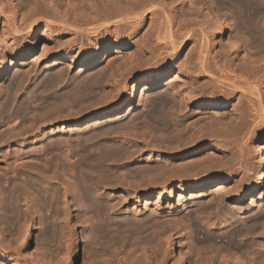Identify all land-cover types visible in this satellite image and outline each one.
I'll return each mask as SVG.
<instances>
[{"label":"bare ground","instance_id":"6f19581e","mask_svg":"<svg viewBox=\"0 0 264 264\" xmlns=\"http://www.w3.org/2000/svg\"><path fill=\"white\" fill-rule=\"evenodd\" d=\"M42 28L44 32H40ZM224 37L228 38L225 42ZM41 40L48 42L42 54L47 60L69 62L70 67L78 64L83 70L104 62L114 72L106 76L105 67L89 77L75 75L62 81L65 71L60 66L58 72L30 84L33 69L27 65L20 73L14 68L26 64L23 59L34 54ZM252 47L264 52V0H0V76L8 70L14 73V80L0 89V264H75L80 228L85 230L82 249L87 264H168L163 245L168 239L174 249V234L173 229L169 227L167 232L163 226L168 225L166 221L176 226L178 217L167 214L162 199L172 198L178 188L183 195L192 181H198L193 184V193L207 201L186 198L185 209L189 208L193 218H206L207 224L219 230L206 236L210 244L226 239L228 249L235 251L259 244L255 236L252 240L248 236L258 222L264 223L263 206L246 212L240 203L248 195L263 194L262 148L258 149L259 169L253 167L257 173L253 171L252 177L247 166L236 167L245 161L249 143L238 146L243 150L238 151V157L224 159L249 125L251 132L264 124V66L259 64L264 62V53L253 57ZM131 48L130 72H148L149 80L141 93L149 103L137 117H155L158 127L167 132L152 130L159 132L154 137L146 128L141 137L136 131L141 139H161L154 143L145 140L141 149L129 152L111 139L120 126L112 124L84 138L81 134L86 133L79 127L87 123L97 129L102 122L131 115L138 90L136 86L125 88L127 98H119L116 91L121 90L123 66L116 65L115 55ZM183 50L187 51L182 55ZM180 55L183 60L176 63ZM104 78L106 96L92 102L106 110L83 120L87 113L84 97L96 94ZM23 85L29 86L23 91ZM160 86L175 96H155ZM44 91L50 94L43 97L47 103L40 112L41 108H32L29 100H39ZM24 93L25 99L21 97ZM73 104L77 108H71ZM81 107L84 110H79ZM228 108L234 112L230 120H207L209 112ZM60 122L62 128L70 122L77 126L74 137L83 147L79 157L76 155V164L60 163L61 158L70 157L69 150L62 149L69 143L66 139L50 141L56 133L42 134L43 128ZM39 138L45 143L35 149L18 148ZM200 149H213L216 157L174 165L185 151ZM34 157L43 160L33 161ZM137 159H147L148 163L126 170L127 163ZM208 191L216 192L218 198ZM144 197L151 202L157 199L156 215L142 208ZM131 204L136 206L134 211ZM74 218L77 221L73 223ZM224 218L229 223L218 226ZM151 232L154 243L150 242ZM238 239L242 242L236 243ZM34 240L41 246L32 253L28 248ZM187 241L189 251H181L173 264L194 260L195 243L190 236ZM54 244L56 249H52ZM255 254L253 262L258 258ZM226 255L219 261L217 255L212 259L219 264H247ZM199 259L194 263L210 264Z\"/></svg>","mask_w":264,"mask_h":264},{"label":"rangeland","instance_id":"374dc122","mask_svg":"<svg viewBox=\"0 0 264 264\" xmlns=\"http://www.w3.org/2000/svg\"><path fill=\"white\" fill-rule=\"evenodd\" d=\"M64 8H66V7H63L62 10H64ZM76 8H77L76 9L77 11L80 9V7L79 8L76 7ZM227 13L229 14V12H227ZM41 31L44 32V28H42L40 30V32ZM104 33H105V31L102 32V34H104ZM140 37H141V35L138 36V39H140ZM227 39H228L227 37L226 38L224 37V42H225V40L227 41ZM85 43L87 45V42H85ZM47 44H48V42H46V40H41L38 43V46L36 47V50H35L34 54L32 56H28L27 58L23 59L24 62H26V64H23L21 66H15V68H14L16 72L18 71L20 73H22V72L24 73L26 71L27 65H29L30 68L33 69L32 70L33 71L32 72L33 74L31 75L30 84H34L35 82L39 81V79H40L39 77L42 78L44 75H46V74H48L50 72H53V73L58 72L57 70L60 69V66H61V68L63 66V68H64L63 71H65L64 72L65 74L62 77L63 79H61L62 81L63 80L65 81V80L69 79V76H70V78L75 77V75L76 76L79 75V76H81V78H83V77H89L92 74H96V73L98 74L105 67H106V74H105L106 76H109V74H112L114 72L111 69L107 68L106 63H104V62L99 63L97 66H95L93 68H89V69H85V70H83V67L79 66L78 64H73L72 67H70L69 66V62H65V64L64 63L63 64L54 63L55 61L47 60V59H45L42 56V54L44 55V46H46ZM252 48H251V50L255 52V53L254 52L251 53V55L253 57L260 58L261 55L263 56V53L264 52H259V51H257L258 50L257 49L256 51L258 53H256L255 48L254 47H252ZM186 51L187 50H185V51L183 50L182 55L184 53H186ZM40 55L42 57L39 58ZM115 55L118 57V60H117L116 63L119 62L116 65L118 66V65L121 64L123 66L122 67L123 69L121 68L122 71L120 70V72L123 73V76H120V74H121L120 72L116 75L118 77L120 76V79H121V82H120L121 83L120 84L121 85V90L118 91V92L116 91V93L119 94V98H121V100H125L127 98V94H124L123 93L124 92V89L125 88H127V89L128 88H132V87L136 86L137 87V90H138V98H137V100L135 102L134 109L132 110V113H131L130 116L125 117V118L123 117V118L115 119V120H113L110 123L109 122H102V123L99 124V126L97 127V129H95L93 126H87L88 125L87 123L84 124L82 127H79V128L82 129V130H84L86 134H83V135L81 134V136L84 138L85 135H87L89 133H92L93 134V132L95 131L94 132V134H95V133L99 132L102 129H106L108 126L109 127H112L111 125L112 124H115L117 126H120L115 131H113V133H111V137H113L111 139H112V141L115 144L121 145V146L125 147L128 151H129V149H130V151L135 150L138 147H139V149H141L140 147L143 145V143H144L143 141H145V140L146 141L147 140H150V141H153V140L156 141V140H158L159 141V139H161V138H159V139L158 138H155V139L154 138H146V139H143L142 138L141 139V137H143V132H144V130L146 128L151 129V134L154 135V137H157L156 136L157 133L154 134L155 133L154 131L156 129L159 128L157 130L159 132H160V130H163L161 128V126L158 127L160 124L158 123V120L155 117L154 118L152 117L150 119L145 118V117H141V118H138L137 117L144 110V106L149 103V102H147L148 100H145L144 99V98H146V96L145 95H141L143 88L145 87V85L147 83H149L148 82L149 81L148 80V75H147L148 72H145V71H140L139 73L138 72L137 73L136 72H133V73L130 72V70H131L130 68H132V66L129 64V61L132 60L133 57H134V48L123 50V52L116 53ZM182 55H180V57L178 56V58L175 61L176 63H179V62H181L183 60L182 59ZM23 60H19V61L22 62ZM259 64H261L262 66H264V62L259 61ZM117 66H114V68L117 67ZM129 66H131V67H129ZM118 67H120V66H118ZM151 68H153V66ZM262 69H263L262 70L263 72H261V73H264V68H262ZM125 76H128V77H125ZM13 78H14V73H12L11 70H8L6 73H4L2 76H0V89L2 87L6 86V85H9L14 80ZM104 80H105V82H104ZM106 81H107V78H104L103 79V82L104 83L102 84V82H101V84H100L101 87L98 89V91L96 92V94L95 93L94 94H90V95H92L91 96V99L92 100L89 99L90 97L88 98V96H90V95H87V96L84 97V100H85L84 103L86 105V107L84 105V108L87 109V113L88 114L86 113V115L83 118V120H87L91 116L96 115L99 112L106 110V109H103V108H105V107H103L104 105L98 107V105H99L98 103H97L98 105H95L94 104L95 102H92V101H96V102L99 101L100 102L101 100L104 99V97L106 96L105 94H103L106 91V89H104V85H105ZM178 84H179V81L177 80V82L175 83V85H176L177 88H179V85ZM28 86L29 85H26L24 87V85H23L22 87H24V88H22V90L24 91L25 88H27ZM263 86H264V84H263ZM44 92H46V91H44ZM44 92L41 93L42 96L40 95V98L42 99L41 101H40V98H38L39 100H36V101H39L37 103L33 99H31L33 101L29 100V103L32 105V108H34L36 110L37 109L40 110V108H41L40 112L45 109V108L44 109H42V108L44 107L45 103H47L45 101V99L47 98L46 96H48L50 94V92H48V91L46 93H44ZM165 93L173 94L172 96H175V94L169 88H167L166 86L165 87L164 86H160L157 89V93H156L155 96H160V95H163ZM24 96L26 98V94L25 93L22 94L21 97L24 98ZM150 99L153 100V99H155V97L154 98L151 97ZM93 104H94V106H93ZM71 106H72L71 108H77V105H75V104H73ZM82 106H83V104H82ZM84 108L81 107L79 110H82V109L84 110ZM64 111H66V109ZM209 114H211V115L209 116V118L207 120H211V119L213 120V119L216 118V119H219V120H222V121H228V120H230L233 117L234 112L228 108V109H224V110L219 111V112H212L211 111L207 115H209ZM55 115H53V116H55ZM142 120H144V121H142ZM27 122H26V124H28ZM142 124L144 126L143 129H142ZM67 125L68 126H66V128H62L63 127V124H62V122H60V123H58L56 125L51 124V125L47 126L46 128H43V130H42V134H47V133H52V132H54V134L56 133L55 135L50 136V138L48 139L50 141H56L57 140V137H59L60 139L61 138L62 139H66V141L70 143V144L69 143H66V145H63L62 146V149L65 146V148H64L65 150L63 149L64 152H67L69 150V153L68 154L70 155V157L68 158V160L65 159V158H61L60 159L61 160L60 163L64 164L63 166H68V165L73 164L74 161H76V158H77V161H79V158L78 157L80 155V150H82V147H83L82 144L77 141V138L74 137L76 134H78L77 133V128H76L77 126L73 122H70ZM249 126L246 128L247 130H245V131L243 130L244 132L240 136H238V140H237V142H235L236 145H234L233 147L231 146L232 148L230 150H227V153L228 154L225 155L226 157L224 159H226V160L229 159L231 161V159L234 158L236 155L239 156V154H238L239 152L238 151H243L242 148H241L242 147L241 145L242 144H246V143L248 144L249 143L248 146H247L246 151H244L245 152V154H244L245 155V161L243 163L240 162L242 164H240V163H237L236 164V162L239 159L238 158H235L237 161H235L234 165L236 164V167H239L240 165H242L243 167L244 166H247V168L250 170V171H247V172H249L251 174V177H252L253 176V171L254 170H257L258 171V169H259V167H258V160H259L258 149L261 147L263 149V150L261 149V151H263V153H264V124L261 125L260 127H257L255 130H253L251 132H248ZM125 127H127V128H125ZM253 128H254V126L252 127V125H251V128L250 129H253ZM63 129H65V131ZM132 130H133V133H132ZM152 130H153L154 133L152 132ZM115 132H117V133H115ZM135 132H136V134H138L141 137L138 138L137 137L138 135L134 134ZM159 132H158L157 135H159ZM164 132H167V131H164ZM112 134H114V135H112ZM134 135H136V136H134ZM241 138H244V139H241ZM154 141H153V143H154ZM184 142L185 141L183 140V143ZM43 143H45V141L39 138L37 141H33V142H32V140H30L29 144H27V146H25V147L19 146L18 148L20 150H22V148L23 149L29 148V150H31V149H35L37 146L39 147L40 145H43ZM173 143H175V142H173ZM238 146H241V147L239 148ZM91 147L93 148V146H91ZM72 151H74V152H72ZM71 152L73 154L74 153H76V154H74V156H72V153ZM185 152L181 154L182 156L180 155V158L178 160H176V162H175L176 164L174 163V165H181V164L183 165V163L191 162V161H198V160L200 162V160L202 161V159L203 160L206 159V161H210L211 158L213 159L214 156L216 157V155L214 154L213 149H200L199 151H194V150H190L189 151L188 150V151H185ZM233 152H235V154ZM231 154H232L233 157L231 156ZM76 155L78 157H76ZM145 155H147V154H145ZM238 156H236V157H238ZM36 158L37 157H34L32 160L33 161H36V160L42 161L43 160L41 158H37V159ZM34 159H36V160H34ZM77 161L75 162V164L78 163ZM29 163H31V162H29ZM147 163H148L147 159L146 160H143V161L137 159V160H135L133 162L127 163L126 170L127 169L128 170H131V169H134L135 170V169L138 168V164L139 165L140 164H143V165L145 164L146 165ZM245 163H246V165H245ZM255 165H257V166H255ZM253 167H254V170H253ZM251 171H252V173H251ZM257 171H254V174L257 173ZM254 179H255V176H254ZM134 181H137L136 177L134 178ZM195 183H198V181L197 182L196 181L189 182L187 184V186H186V190H185V193L183 195H180V191H181L180 189L181 188H178L176 190V192L174 193V195L172 196V198H169V199L166 198V200H165V198L162 199L163 200V205H164V207L166 209L167 214H169L171 216H173L172 214H175L178 217V220L175 223L176 226H174V223L172 225V222L171 221H170L171 223L169 221H166L165 222V223H167L170 226H168V225L167 226H163L164 229L167 228L166 229L167 232H170L169 231L170 228L173 229V230L175 229V231L172 230V232L174 234V236H172V238H173V242H174L175 248L173 249L172 247H170V244L168 243L169 242L168 239H167L168 241L166 240L167 243L165 242V244L163 245V250H164V252H166L167 257H168V264H173L174 261H176L175 259H177L180 256V252L181 251H182L183 254H185V253H187L189 251V248L190 247H188V246H190V244H186L188 242L187 239H188L189 236L192 238V241L195 243L194 245H195L196 251L194 252L195 253L193 255L194 260H192V263H191V261L187 260L186 261V264H195L194 262H196V261L199 262L198 261V257L200 259H203L202 260L203 262L206 261V262H210V264H219L218 261L222 259L223 254L224 255H226V254L228 255V253H229L230 256H227L226 255L227 257H231L232 256L233 258H231V259H234V260H236L235 258H237V259L241 258L242 260H246L247 264H248V261L249 260L252 261V258L254 257V254L256 253L255 255L258 258H256V261H254V262H257V264H258V262H259V264H264L263 263L264 262V233H263V231H264V227L263 226L264 225L263 224L264 223L262 222V220H261V222L263 224H261V222H258L257 223L258 225L256 224L257 228L255 226V228H256L255 230L256 231L255 230L254 231H255V233H258V234H254V231H253L252 234H250L252 236H250V235L248 236V239L249 240H252L254 238L255 239L256 238L259 239V242H258V240H255V241H257L260 245L257 244L255 247H251V246L250 247H247V249L249 248L247 252H246L247 249H245V248L244 249H241V251H240V249H237L235 251L234 248H231V249L229 248L228 249V247H227V244L228 243H227L226 239L224 241H218L219 240L218 239L217 242H215V244H210L211 242H208L206 240V236L209 235L210 232L213 233V234H215V233H218L219 230L218 229H215V228H212V226H210L209 224H207L206 223L207 222V219L206 218H201V217H198L197 215H194V218H193V215L189 214V208L188 209H185L186 207H188V206H186V201H187L186 198H188L191 201L194 200V201H197V202L200 199L199 202H201V203H204V201L205 202L207 201L206 197L201 198L200 196H197L196 195L198 193H195V192L193 193V187H195L193 184H195ZM191 185H192V187H191ZM5 187L7 188V186H5ZM208 193L212 197H215V198H218V196H219L216 192L208 191ZM262 195H264V190H263V194L259 192V193H256L255 196L248 195L247 198L244 199V201L241 202L240 204H242V205L245 206L244 209L246 210V212H248V211H250V210H252L254 208H257L258 206H263V210H262L261 213H264V197H262ZM222 198H224V197H222ZM155 201L157 202V199H154L151 202L149 200H146V198L144 197V198L141 199V203L142 204H140V205L142 206L143 209L147 207V209L149 210V213L148 214L156 215L157 214V210H156L157 203ZM223 203L226 204L227 202L224 201ZM230 204L231 205H234L233 203H230ZM130 207H132L131 209L133 211L136 209L135 204H131ZM75 221H77L76 218H74L72 220L73 223ZM178 221H180V225L178 224ZM263 221H264V219H263ZM225 222L226 223H229L228 218L221 219L220 220V223L218 222V224L217 223L216 224L219 226L221 223H225ZM181 223H182V225H181ZM212 223L213 222H210V224H212ZM171 225L173 227H177L178 225L179 226L177 228H172ZM181 226H182V229H181ZM214 230H216L217 232L214 231ZM84 232H85V230L83 231L81 228L79 229V231H77V233L80 234L79 236L81 238L80 239L81 241L80 242H76L77 247H76L75 258H76L77 261L75 262V264H87V260H86L87 254H84L83 253V249H82L83 246H84V244H86L85 243L86 242V239L83 236L85 234ZM25 233L26 232L24 231V234ZM260 233H261V236H260ZM151 236H152V232H151V234L149 236L150 237V242L152 243L155 240L153 238H152L153 239L152 240L151 239ZM252 237H254V238H252ZM150 242L149 241L147 242L148 247H150ZM240 242H242V241H240V239L236 240V243H240ZM40 246L41 245H38L37 242L34 240V241H32L30 243V246H29L28 250L30 252H32V253H35L34 251L37 248L40 249ZM57 246H58L57 244H54L52 246L53 248L52 247L51 248L52 249H56ZM126 248H127V246H126ZM217 251L220 254H218ZM248 253H250L249 256H252L251 254H253V256L252 257H248ZM200 255H201V257H200ZM214 256H216V258H217L218 261H216V262L213 261L214 259H212V258ZM195 258H197L196 261H195ZM210 260H212V262ZM234 260H232V262ZM243 262H245V261H243ZM254 262L252 261L253 264H256ZM260 262H262V263H260ZM1 263H4V262H1Z\"/></svg>","mask_w":264,"mask_h":264}]
</instances>
